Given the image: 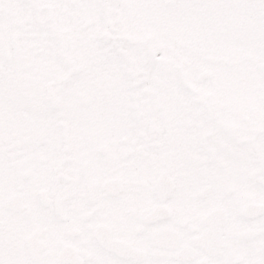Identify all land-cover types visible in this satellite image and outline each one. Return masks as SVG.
<instances>
[{
  "label": "snow or ice",
  "instance_id": "snow-or-ice-1",
  "mask_svg": "<svg viewBox=\"0 0 264 264\" xmlns=\"http://www.w3.org/2000/svg\"><path fill=\"white\" fill-rule=\"evenodd\" d=\"M0 264H264V0H0Z\"/></svg>",
  "mask_w": 264,
  "mask_h": 264
}]
</instances>
